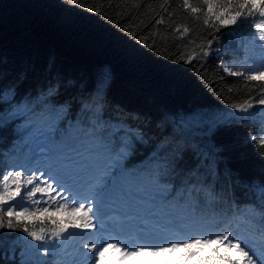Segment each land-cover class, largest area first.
I'll return each mask as SVG.
<instances>
[{"label":"trees","instance_id":"16d2710c","mask_svg":"<svg viewBox=\"0 0 264 264\" xmlns=\"http://www.w3.org/2000/svg\"><path fill=\"white\" fill-rule=\"evenodd\" d=\"M182 3L79 0V6H72L66 0H0V175L27 162L32 135L39 125L47 130L44 106L55 105L61 134L65 129L75 134L86 115L115 135L113 146L126 135L124 129H138L144 143L137 144L135 154L125 161L130 171L149 164L165 146L181 148L184 159L174 177L180 188L178 200L185 187L192 191L195 185L215 191L217 211L238 209L259 218L264 208V148L258 150L248 133L264 129V105L256 103L259 84L264 82H246L222 67L242 70L241 65H258L260 51L252 42L255 30L238 23L216 31L205 26L202 17L194 19ZM161 19L164 22L157 23ZM183 26L190 31L183 35L175 31ZM122 29L135 31L154 47L139 44ZM208 40H213L212 54L200 60L199 46ZM181 54L197 58L178 62ZM49 85L58 87L59 94L46 101L42 93ZM9 89L15 94L5 97ZM95 96L99 100L92 101ZM246 99L254 104L247 120L210 130L211 119L234 111L229 105ZM21 102H31L34 111L16 114ZM99 103L94 112H86L90 104ZM145 204L147 213L154 215L155 206ZM155 216L170 232L173 222L183 226L179 209H173L171 216L163 212ZM221 219L217 215L215 222ZM232 226H237L235 221ZM25 236L20 230L0 229V264L50 259L31 248ZM208 254L185 260V251L166 252L161 264H200ZM60 257L52 264H58Z\"/></svg>","mask_w":264,"mask_h":264},{"label":"snow or ice","instance_id":"6c2138e0","mask_svg":"<svg viewBox=\"0 0 264 264\" xmlns=\"http://www.w3.org/2000/svg\"><path fill=\"white\" fill-rule=\"evenodd\" d=\"M164 2L167 5L168 0ZM66 3L79 6V0H66ZM182 7L194 19L202 17L203 24L216 31L238 23H247L254 28L252 42L260 51L258 65H241L242 70H236L235 65L222 67L228 75L246 82H264V0H199L196 4L183 0ZM163 22V19L157 21ZM122 31L139 44L154 47L144 37H138L135 31ZM175 31L183 35L190 29L183 26L182 31L181 27ZM212 44L213 40H208L199 46L200 60L212 54ZM194 58L197 57L181 54L178 62L191 63ZM103 83L104 79H101L100 84ZM228 91L234 89L229 87ZM14 94V89L4 93L5 97ZM42 94L47 101L49 97L57 96L59 90L55 85H49L47 92ZM257 95L260 98L256 103L264 105V83L259 84ZM99 106L90 104L86 112H94ZM229 107L234 111L217 114L210 120V130L247 120L254 104L252 99H246L241 103H231ZM33 111L31 102H21L16 114L27 115ZM43 111L48 118L47 130L38 129V141L43 143L36 144L25 164L12 166L0 175V229L20 230L26 234L25 240L31 248L42 250L44 257H50L49 260H40L39 264H52L58 256L62 257L63 242L69 238L78 240L80 244L76 249L78 256L71 264H106L110 250L119 254L118 260H127L145 252L158 255L182 250L186 252L185 260L200 258L201 252H208L206 258L200 259V264H264V208H261L259 218L245 215L238 209L217 211L213 207L217 200L215 191L196 188L195 185L192 191L185 187L177 199L176 193L180 188L174 177L180 172L184 159L181 148L165 146L152 156L149 164L130 171L125 161L135 154L137 144L144 143L143 134H138V129H124L126 135L113 146L111 141L115 135L98 122H92L87 115L75 134L67 129L61 134L56 123L60 110L55 105L48 107L45 104ZM40 118L44 119V116ZM248 139L258 146V150L264 148V129L255 134L249 131ZM118 186L142 193L146 200L140 203L155 206L154 215L163 212L171 216L173 209H179L183 226L178 231L190 234L177 238L174 234L141 230L132 236L125 227L131 217L118 213L113 216L106 211L110 198L108 193ZM261 193L264 198V187ZM61 214L67 219H58ZM217 215L223 217L219 222H215ZM209 217L213 222H209ZM233 221L236 227L232 226ZM27 238H31L30 241ZM32 241L38 243L32 244ZM63 264H69V261L63 260Z\"/></svg>","mask_w":264,"mask_h":264},{"label":"rangeland","instance_id":"374dc122","mask_svg":"<svg viewBox=\"0 0 264 264\" xmlns=\"http://www.w3.org/2000/svg\"><path fill=\"white\" fill-rule=\"evenodd\" d=\"M96 100H99L97 96L92 98V101H96ZM38 129H43V127L39 125ZM39 137H40V131L33 134L31 137V141H32L31 148L33 149V151L36 149V144L37 146H39L40 144L43 143V141H38ZM39 154L40 153L37 152V155ZM127 190H128L127 192L125 191L123 192L122 187H119V186L111 190L108 193L110 198L108 200V207L106 211L111 212L112 215L118 213L124 217H131V220L125 224V227L131 232L132 236H134L137 232L141 230L149 232V233L158 232V233L167 235V232H163L161 230L162 225L160 222H158L157 220L149 219L147 215L142 217L143 206L137 205V201L144 200L143 196L142 197L137 196L132 189L127 188ZM144 220H146L149 224H151V226L141 224ZM178 229H180V227L176 226V231L179 234H181V236H186L189 234L188 232L182 233L178 231ZM76 241L78 240L69 238L68 240L63 242L64 247L66 248L65 254H67L64 260L69 261V264H71V261L74 260L78 256L76 249H79V248H77L76 246ZM84 251H87V249H84ZM144 254L147 256L146 259L144 260L145 264L165 263L163 261V258L166 257V252L160 253L158 255H154L150 252L149 253L145 252ZM118 255H119L118 253H115V255L108 254L106 257V264H118L119 263V261H117Z\"/></svg>","mask_w":264,"mask_h":264},{"label":"bare ground","instance_id":"6f19581e","mask_svg":"<svg viewBox=\"0 0 264 264\" xmlns=\"http://www.w3.org/2000/svg\"><path fill=\"white\" fill-rule=\"evenodd\" d=\"M126 190H127V188H126ZM127 191H128V190H127ZM66 256H67V254H64V255H63V257H66Z\"/></svg>","mask_w":264,"mask_h":264}]
</instances>
